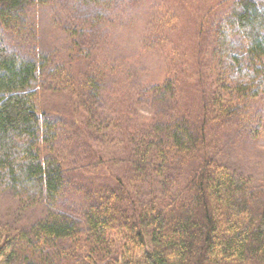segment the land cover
<instances>
[{
  "label": "trees",
  "instance_id": "trees-1",
  "mask_svg": "<svg viewBox=\"0 0 264 264\" xmlns=\"http://www.w3.org/2000/svg\"><path fill=\"white\" fill-rule=\"evenodd\" d=\"M68 2L79 11L93 5V12L85 18L75 16V33L101 27L106 17L102 11L107 9L105 0ZM48 3L0 0V195L15 192L22 202L44 205L46 214L31 235L18 232L8 237L0 232V263L264 264V184L255 185L201 153L206 120L197 123L181 109L182 83L176 75L167 74L162 86L145 90L152 92V101L158 103L157 116L139 133L125 129L123 161L132 172L128 179L117 178L116 188L87 190V207L78 219L58 208L67 190V177L84 168H67L57 154L58 123L44 107L43 91L51 76L71 82L68 65L85 63L91 48L71 36L65 61L55 57L47 64L41 55L31 53L30 45L21 52L26 39L10 49L4 34L21 33L26 23L21 15ZM226 3L229 11L210 25L213 54L219 63L213 82L216 91L210 92L221 119L236 117L241 105L264 96V0ZM206 17L203 25L212 18L211 14ZM100 63L98 74L79 75L88 99L84 109L88 117L101 90V71L114 73L116 69L107 62L100 69ZM62 87L68 89L67 83L54 90L60 92ZM97 121L102 125H95V131L113 125H107L105 118ZM85 127L90 129V124ZM196 159L197 168L179 195L165 181L161 197H152L147 203L137 199L134 192L147 174L153 178L168 174L174 179ZM107 163L100 158L93 167H106Z\"/></svg>",
  "mask_w": 264,
  "mask_h": 264
},
{
  "label": "rangeland",
  "instance_id": "rangeland-1",
  "mask_svg": "<svg viewBox=\"0 0 264 264\" xmlns=\"http://www.w3.org/2000/svg\"><path fill=\"white\" fill-rule=\"evenodd\" d=\"M105 2L107 9L102 11L106 17L101 27L83 34L75 33V16L85 18L93 12V5L79 11L68 0H49L47 6L27 9L21 15L26 21L21 33H4L10 49H16L14 43H23L26 39L21 52H26L29 48L26 45H30L31 53L41 55L47 64H52L55 57L65 61L71 36L91 48L85 63L68 65L71 82L51 76L43 91L44 107L53 116L52 121L58 123L59 135L54 143L57 154L67 168H84L75 170L71 178L67 177V190L57 203L58 208L78 219L87 207V190L103 186L116 188L120 179H128L132 172L124 163L125 129L139 133L157 116L158 103L152 101V92L145 90L162 86L167 74L178 76L182 83L181 109L197 123L206 120L207 134L201 153L250 178L255 185L264 184V96L241 105L234 118H219L213 106L216 102H212L211 92L216 91L213 82L217 80L219 63L213 54L210 25L229 11L230 4L226 0ZM210 14L212 18L203 25ZM99 62L100 69H104L101 65L105 62L113 63L116 69L114 73L101 71V90L93 100V113L88 117L84 112L88 99L80 87L79 75L98 74ZM43 75L47 76V71ZM66 83L68 89L54 90ZM102 118L109 120L107 125L113 124L110 129L102 126L106 137L102 129L93 130L97 124L101 127L102 121L97 120ZM85 124H90V129L87 130ZM100 158L108 162L106 167L94 168L93 164ZM198 159L174 179L168 174L157 178L147 174L134 194L147 203L152 197L162 196L164 183L168 181L169 189L179 195L193 176ZM45 217L44 205L22 202L15 192L0 195L2 235L13 237L18 232L31 235L33 227Z\"/></svg>",
  "mask_w": 264,
  "mask_h": 264
}]
</instances>
